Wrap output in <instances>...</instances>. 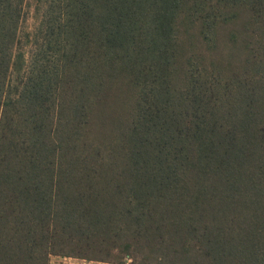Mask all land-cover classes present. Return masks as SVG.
I'll return each instance as SVG.
<instances>
[{
	"label": "trees",
	"instance_id": "1",
	"mask_svg": "<svg viewBox=\"0 0 264 264\" xmlns=\"http://www.w3.org/2000/svg\"><path fill=\"white\" fill-rule=\"evenodd\" d=\"M22 3L0 0V264H264V0H50L27 60Z\"/></svg>",
	"mask_w": 264,
	"mask_h": 264
},
{
	"label": "rangeland",
	"instance_id": "2",
	"mask_svg": "<svg viewBox=\"0 0 264 264\" xmlns=\"http://www.w3.org/2000/svg\"><path fill=\"white\" fill-rule=\"evenodd\" d=\"M50 0H23V16L20 22L19 37L21 43L18 49L27 60L34 47V40L38 29L44 20L46 7ZM16 72V71H14ZM136 263V262H135ZM50 264H116L112 262L86 260L83 258L52 255ZM125 264H134L132 260H127Z\"/></svg>",
	"mask_w": 264,
	"mask_h": 264
}]
</instances>
